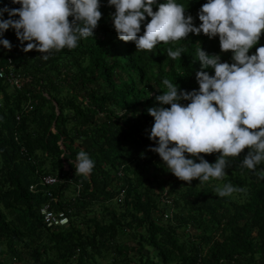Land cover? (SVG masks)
<instances>
[{
    "label": "trees",
    "instance_id": "obj_1",
    "mask_svg": "<svg viewBox=\"0 0 264 264\" xmlns=\"http://www.w3.org/2000/svg\"><path fill=\"white\" fill-rule=\"evenodd\" d=\"M176 2L199 26L207 0ZM100 3L94 37L53 50L47 61L25 53L14 29L2 37L13 47L0 45V67L10 58L26 81L17 89L0 79V264H264V179L257 174L264 162L256 172L244 167L246 149L226 158L222 179L188 184L149 150L157 145L147 110L166 91L163 79L198 90L196 49L228 63L232 53L203 33L137 50L118 39L115 8ZM4 6L20 7L0 0ZM259 46L264 34L249 55ZM169 48H183L181 57L169 58ZM82 150L94 161L88 176L75 174ZM218 155L204 158L215 163ZM46 176L56 183L44 186ZM225 184L245 191L220 197L216 189ZM47 190L67 226L45 227Z\"/></svg>",
    "mask_w": 264,
    "mask_h": 264
},
{
    "label": "clouds",
    "instance_id": "obj_2",
    "mask_svg": "<svg viewBox=\"0 0 264 264\" xmlns=\"http://www.w3.org/2000/svg\"><path fill=\"white\" fill-rule=\"evenodd\" d=\"M11 2L20 7L0 8V45L12 49L11 42L2 37L14 29L20 43L27 42L22 50H35L45 61L53 50L75 49L82 38L94 37L102 18L100 0ZM108 5L115 8L111 19L118 39L134 42L137 50L151 52L159 43L203 33L210 39L218 36L221 52L232 53L233 62L228 63L221 62L219 54L196 49L194 61L201 68L195 74L198 90L186 91L163 79L166 91L147 110L154 118L149 139L157 145L149 150L188 184L222 179L228 167L226 158L239 157L246 149L242 164L256 172L264 162V46L257 47L254 54L249 51L264 34V0H207L198 11L199 26L176 0H108ZM4 13L8 19L3 18ZM182 53L183 48L167 50L172 60ZM207 69L214 70V75ZM214 153L219 155L215 163H209L204 156ZM93 168L94 161L80 151L75 174L88 176ZM257 174L264 179V169ZM243 191L231 184L216 189L220 197Z\"/></svg>",
    "mask_w": 264,
    "mask_h": 264
},
{
    "label": "built area",
    "instance_id": "obj_3",
    "mask_svg": "<svg viewBox=\"0 0 264 264\" xmlns=\"http://www.w3.org/2000/svg\"><path fill=\"white\" fill-rule=\"evenodd\" d=\"M0 79L8 81L13 84L17 89L22 87L19 75L15 72L14 67L10 59H7L6 63L0 67ZM57 181L56 178L46 176L42 178V184L44 186H52ZM36 186H31L33 190ZM46 196L49 199L40 209V215L46 228L53 229L57 227H63L68 225V218L63 212H54L51 209V203L53 202V195L47 190Z\"/></svg>",
    "mask_w": 264,
    "mask_h": 264
},
{
    "label": "rangeland",
    "instance_id": "obj_4",
    "mask_svg": "<svg viewBox=\"0 0 264 264\" xmlns=\"http://www.w3.org/2000/svg\"><path fill=\"white\" fill-rule=\"evenodd\" d=\"M8 59H10V58H8ZM10 60H11V59H10ZM11 62H12V60H11ZM12 65H13V63H12ZM13 67H14L15 72L19 75L20 80H21V84H22V86H23V85H24V82L26 81V79L23 78V77H21V75L18 73V70H16V68H15L14 65H13ZM102 264H105V262L103 261Z\"/></svg>",
    "mask_w": 264,
    "mask_h": 264
}]
</instances>
